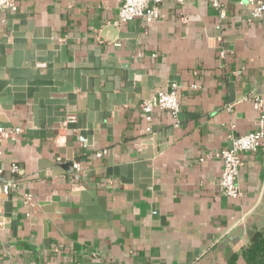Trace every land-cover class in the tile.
<instances>
[{
	"label": "crops",
	"instance_id": "0c3cea01",
	"mask_svg": "<svg viewBox=\"0 0 264 264\" xmlns=\"http://www.w3.org/2000/svg\"><path fill=\"white\" fill-rule=\"evenodd\" d=\"M122 1L16 0L0 9V31L11 20V41L24 39L11 43L3 69L35 71L34 49L80 78L103 72L108 90L97 108L78 90L70 114L78 126L46 137L34 99L15 103L0 91V126L23 130L0 141L1 178L18 182L12 199L0 190V216L7 204L17 216L0 229V264H249L244 250L264 227V139L242 154L239 198L220 189L219 152L259 126L248 95L264 101V17L249 21L250 5L224 0L219 28L210 0H164L153 22L116 25ZM125 76L133 87L120 89ZM173 84L178 115L156 109L147 120L143 100Z\"/></svg>",
	"mask_w": 264,
	"mask_h": 264
},
{
	"label": "water",
	"instance_id": "95a60500",
	"mask_svg": "<svg viewBox=\"0 0 264 264\" xmlns=\"http://www.w3.org/2000/svg\"><path fill=\"white\" fill-rule=\"evenodd\" d=\"M4 31H0V91L5 92L9 95H14L15 100L19 99L15 103L23 102L24 97L33 98L34 101L42 108V121L41 125L45 128V137L48 135H54L55 131L58 130L61 126L65 125L69 128L77 127L78 123L76 121H72L69 123H65V120L68 115L74 112V107L80 103L78 98V90L81 92H88L89 100L91 98L95 102V107L99 106V99L103 98V95H100L102 92H107L103 87V83L101 79L104 77L103 72H93L88 80L85 77L80 78L79 72H76L74 75L67 71V67L65 66V62H57L54 63L51 61V57H47L45 61L40 59L38 55H36V51L32 49V54L30 56L32 67H35L39 70H31L20 71V70H11L3 69L5 64L3 63V56L8 53V50L11 48V43L14 41L15 43H20L24 41L19 37L14 36V39L11 41L10 37L12 32L16 30V27L13 26L11 20H7L6 24L3 26ZM15 46V45H14ZM8 49V50H7ZM7 56V54H6ZM42 61V62H41ZM56 68L54 71H43L40 68ZM4 73L8 74L4 76ZM103 75V77H101ZM126 77V76H125ZM126 82L124 83V88L133 87L131 83V78L127 76ZM174 77L171 79L173 80ZM92 83V84H91ZM143 83H139L136 85L135 91L141 93ZM24 96V97H22ZM19 97V98H18ZM119 99V98H118ZM81 110H79L80 112ZM79 114V113H78ZM81 118V114L78 115ZM154 139V135H146L145 141H149ZM158 140V141H156ZM160 136L157 135L155 137L156 145L160 144ZM158 147L157 150H159ZM130 167V166H129ZM136 168L143 169L144 163L135 165ZM150 171V170H149ZM145 178H148L139 183L141 188H146L150 185V172L147 173ZM10 199H12V192H9ZM100 200V199H99ZM101 201V200H100ZM13 205L7 204L6 211L3 215L0 216V229L2 228H11V220L9 218L17 219L13 213ZM92 211H97L96 214L105 213V215L111 218L110 212L104 210L103 208L92 209ZM104 211V212H103ZM14 224V222H13ZM14 229V227L12 226ZM4 245L0 240V249H2Z\"/></svg>",
	"mask_w": 264,
	"mask_h": 264
},
{
	"label": "built area",
	"instance_id": "2783aa9c",
	"mask_svg": "<svg viewBox=\"0 0 264 264\" xmlns=\"http://www.w3.org/2000/svg\"><path fill=\"white\" fill-rule=\"evenodd\" d=\"M164 0H123L119 7L118 19L114 24L118 25L122 22L141 18L146 23H151L159 17L161 4ZM183 3L187 0H176ZM243 5L251 6V14L249 21L262 19L264 17V0H235ZM210 5L218 12V27L222 28L227 19V8L224 0H210ZM16 0H0V9H15ZM221 55H225V51H221ZM194 84L193 87H197ZM180 93L177 86L173 84L166 89L152 91L142 102L141 109L147 120L152 119L153 112L156 109L167 111L176 117L180 111L179 104ZM253 100L254 108L259 111V126L247 133H243L232 137L231 145L219 152L222 161V173L220 178V189L222 193L231 198H239L241 190L238 184L241 167L243 165L242 154L245 152H257L261 149L264 139V111L263 98L261 95H248ZM75 116H67L65 123L75 121ZM21 127L5 128L0 126V141L11 137L13 134L22 133ZM105 152V151H103ZM103 152H97L98 156H102ZM1 155V148H0ZM75 169L80 166L77 162L73 163ZM11 171L19 173L20 167L17 163H12ZM3 169L0 167V190L8 194L17 188L18 182L15 179L4 181L1 178Z\"/></svg>",
	"mask_w": 264,
	"mask_h": 264
},
{
	"label": "trees",
	"instance_id": "16d2710c",
	"mask_svg": "<svg viewBox=\"0 0 264 264\" xmlns=\"http://www.w3.org/2000/svg\"><path fill=\"white\" fill-rule=\"evenodd\" d=\"M244 255L249 264H264V227L251 239Z\"/></svg>",
	"mask_w": 264,
	"mask_h": 264
}]
</instances>
